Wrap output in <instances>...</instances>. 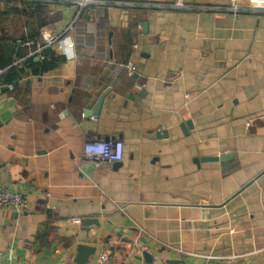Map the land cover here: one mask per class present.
<instances>
[{
	"label": "crops",
	"instance_id": "obj_1",
	"mask_svg": "<svg viewBox=\"0 0 264 264\" xmlns=\"http://www.w3.org/2000/svg\"><path fill=\"white\" fill-rule=\"evenodd\" d=\"M100 1L78 16L72 0H0V13L39 4L73 43L0 84V187L28 202L0 208V264H75L79 245L97 248L92 264H264V12ZM16 16L15 66L31 59L17 26L42 32ZM101 140L123 143L121 162L84 159Z\"/></svg>",
	"mask_w": 264,
	"mask_h": 264
},
{
	"label": "built area",
	"instance_id": "obj_2",
	"mask_svg": "<svg viewBox=\"0 0 264 264\" xmlns=\"http://www.w3.org/2000/svg\"><path fill=\"white\" fill-rule=\"evenodd\" d=\"M72 2L80 8L78 16L82 14L85 8L102 4L100 0H72ZM231 2L234 4L232 10L235 13L247 11L264 12V6H262L264 5V0H231ZM64 38V34H60L52 28H46L41 32V40L25 39L19 41V45L27 52L28 58L39 57L45 59L44 53L49 48L55 47L56 45L61 46V49H65L67 46L72 47L73 43L69 44ZM127 69L129 76H133L136 73V67L132 64ZM3 74L4 70L0 68V76ZM123 153L124 145L121 141L101 140L86 143L83 154L84 159L92 162L95 166H99L104 162L111 164L121 162ZM0 208H12L18 213H23L28 208V202L23 194L12 193L0 187ZM74 223L81 225L82 221L77 219ZM101 260L103 264H111L110 253H103Z\"/></svg>",
	"mask_w": 264,
	"mask_h": 264
},
{
	"label": "trees",
	"instance_id": "obj_3",
	"mask_svg": "<svg viewBox=\"0 0 264 264\" xmlns=\"http://www.w3.org/2000/svg\"><path fill=\"white\" fill-rule=\"evenodd\" d=\"M40 5L38 4L36 6V9L32 11L33 5H25L24 9L20 11L19 9L12 8L9 12H3L0 13V68L4 70V74L1 77L0 84L4 85H15L20 78L27 73V71H30L32 74H38L39 72H43L46 70H49L52 65L54 64V61L56 60L55 56L51 55L52 57V64L49 63L48 60L40 63L36 62L33 58L25 60L22 64H19L17 66L14 65V57L16 55V46L14 44H9V37L6 31L9 28V23L12 24V21L17 19V21L20 22V19L18 14L23 13V15L27 16L31 21L34 19L36 20V25L34 28H32V37L35 38L39 35V32H41L43 29L49 28L52 25H54L55 20L52 19V14L49 12L43 11V9H40ZM43 6V5H42ZM39 8V10H38ZM44 8V7H43ZM37 11V12H35ZM33 13V14H32ZM12 14L15 15V17L10 18L8 15ZM21 23V22H20ZM14 24V23H13ZM16 24V20H15ZM21 25V24H19ZM19 27L17 26V35L14 38V43H18L19 41H23L27 39L23 33L18 32ZM40 30V31H39ZM15 44V45H16ZM50 51H47V54L49 55Z\"/></svg>",
	"mask_w": 264,
	"mask_h": 264
},
{
	"label": "water",
	"instance_id": "obj_4",
	"mask_svg": "<svg viewBox=\"0 0 264 264\" xmlns=\"http://www.w3.org/2000/svg\"><path fill=\"white\" fill-rule=\"evenodd\" d=\"M103 101V97L99 100V102L97 103L96 107L94 108L92 114L93 115H97L98 110L102 104ZM231 156L229 155H224L221 156L220 158L215 157V158H210V160H214V161H220V160H227L228 158H230ZM92 223L91 220H83L82 221V225H88ZM97 253V248L96 247H92V246H87V245H79L77 248V256L74 259V263L75 264H92V257L95 256V254ZM144 260L147 262V264H154L155 263V258L152 256V254H149L147 252H144L143 254ZM168 264H178V262H168Z\"/></svg>",
	"mask_w": 264,
	"mask_h": 264
},
{
	"label": "rangeland",
	"instance_id": "obj_5",
	"mask_svg": "<svg viewBox=\"0 0 264 264\" xmlns=\"http://www.w3.org/2000/svg\"><path fill=\"white\" fill-rule=\"evenodd\" d=\"M262 6H264V5H262Z\"/></svg>",
	"mask_w": 264,
	"mask_h": 264
}]
</instances>
